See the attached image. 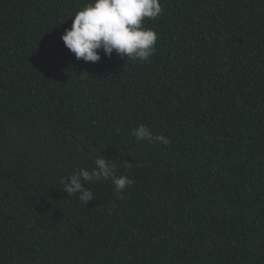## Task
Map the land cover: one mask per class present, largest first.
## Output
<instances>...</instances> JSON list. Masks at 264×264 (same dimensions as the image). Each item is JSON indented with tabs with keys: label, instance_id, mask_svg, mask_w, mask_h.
<instances>
[{
	"label": "trees",
	"instance_id": "obj_1",
	"mask_svg": "<svg viewBox=\"0 0 264 264\" xmlns=\"http://www.w3.org/2000/svg\"><path fill=\"white\" fill-rule=\"evenodd\" d=\"M89 2L0 0V264H264V0H160L148 61L95 63ZM100 156L133 183L69 197Z\"/></svg>",
	"mask_w": 264,
	"mask_h": 264
},
{
	"label": "clouds",
	"instance_id": "obj_2",
	"mask_svg": "<svg viewBox=\"0 0 264 264\" xmlns=\"http://www.w3.org/2000/svg\"><path fill=\"white\" fill-rule=\"evenodd\" d=\"M161 13L160 0H90L72 16L71 27L65 29L61 39L77 60L95 63L101 53L110 57L115 52L127 60L148 61L156 51L158 37L144 22ZM132 134L138 142H170L164 135H154L144 124L133 129ZM109 160L100 156L91 169L81 167L67 180L62 179L64 191L86 204L95 196L85 184L110 179L116 193L122 195L133 181L126 174L117 176Z\"/></svg>",
	"mask_w": 264,
	"mask_h": 264
}]
</instances>
